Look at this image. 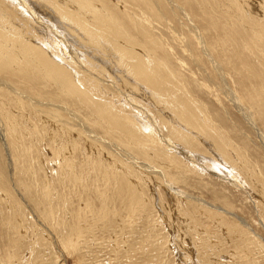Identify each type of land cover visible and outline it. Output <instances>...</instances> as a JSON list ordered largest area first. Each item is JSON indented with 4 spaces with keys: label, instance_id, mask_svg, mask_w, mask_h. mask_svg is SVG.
I'll use <instances>...</instances> for the list:
<instances>
[{
    "label": "bare ground",
    "instance_id": "obj_1",
    "mask_svg": "<svg viewBox=\"0 0 264 264\" xmlns=\"http://www.w3.org/2000/svg\"><path fill=\"white\" fill-rule=\"evenodd\" d=\"M1 1L0 112L3 116L7 115L5 123H9L7 124L8 131L6 132L16 133L18 127L22 125L19 122L12 124L11 121L13 119L8 115V112H11L9 109L12 107L10 103L14 101L15 106L21 110V113L27 107L41 108L37 112L42 115V118L46 122H53V126H57L55 133L51 136V140L53 144L61 142L59 146L55 147L61 152L67 150L71 155L79 152L78 143L76 141L70 142V139L75 135L77 138L86 136L90 140L88 141L91 143L90 147L98 149V154L107 151L111 155L112 153L117 154L119 151V154H125L130 158L126 159V165L118 161L123 155H119V159H115L111 155L112 159L108 161L103 158H87L80 160L78 163H71L65 157L60 160L61 163L68 164L67 168H62L66 169L67 175L71 177V183L78 182L80 185L87 178L92 179L94 186L102 181L105 183L104 188L102 183L101 191L97 189L98 187H94L96 194L90 192L92 188H86L84 193L79 194V200L91 202L93 200L91 195L98 196V198H95V201L98 204L100 203L98 210L101 213L108 214L115 211V208L119 206V218L121 219V215L123 214L127 215V218L121 219V223L118 224V220L115 223L116 218L112 217L110 219L107 216L108 219L103 224L104 229H101L114 231L115 225V229L121 226L120 233H124V231L128 232L127 225L129 223L132 225L138 223V219L135 217L139 212H144L146 214L144 220L149 221L152 205L147 202L143 192H141L142 190L140 191V188L135 187L131 180L129 181L131 173L126 172V169H130L128 164L129 166L131 165V168L132 166H136V163L147 166L154 163L155 159H162L172 163L173 167H178L184 173L194 172L198 174L201 170L206 169V165L203 167L202 165L209 160L206 155L200 153V151L206 150L205 144L202 143L203 140H200L204 137L205 141L209 142V145L206 143V147L211 148L212 151L210 150V152L220 158L224 163L222 166L225 167L224 172H222L219 169L221 165L219 164L217 169L215 168L217 161H213V165H215L213 168L208 167V170L212 168L231 175L226 169L227 165L233 164V161L229 162V158L231 157L228 151H226L227 148L225 149L228 140H226L227 142L224 141L226 137H223V134H218L217 128H213L214 123L210 122V116L206 117L203 112L206 109L202 110L198 101H190L187 97V95L190 96L189 92L184 89L177 78L172 74L173 79L167 75L169 68L166 63L168 60L165 57V50L158 46L157 43H154L155 36L153 33L151 34L150 30L154 28L156 21L167 19L160 5V2H162L164 8L168 7L176 16L179 13V15L187 20L188 24L190 23L189 25L192 28L188 32L192 31L197 36L202 52L212 62L211 66L218 70L217 72L222 73L224 68L225 70H258L259 68L264 70V0ZM11 7L16 11L14 15H11L9 12ZM186 9L189 10L187 11ZM194 21L203 24L202 33ZM31 26L34 27L31 28ZM243 52L245 53L244 56ZM53 54L59 55L56 58ZM216 56L223 64L219 63L215 58ZM105 57L109 59L110 63L106 61ZM73 70H78V72L75 74ZM114 70H120L121 75L119 76L120 73L116 71L119 74H114ZM76 77H80L79 83ZM221 77L224 78L222 75ZM221 77L219 80H224ZM262 79L264 80V78ZM79 84L82 86H79ZM225 85H227L226 82ZM128 87L135 92H143L148 98L151 96L154 100L153 103L158 102L159 105L161 104L160 108L162 106L163 109L170 112L171 118L169 117L170 119H168V116L165 115L160 119H156L149 114L148 117H151L152 122L144 119L148 117H143V115H146V113L148 115L149 111L139 108L140 104L138 105L129 96L131 90L129 92L126 91L129 90ZM260 87L262 88L261 92L264 94V81L261 82ZM87 89L94 94V97L90 95ZM226 90H229L228 87H226ZM243 90L246 91L245 88ZM255 92L258 93L257 91ZM246 95L248 96V101L250 100L251 103L255 102L254 104L249 102V105H254L258 109V117L264 119L262 103L256 99L255 95L248 93V91H246ZM140 97L141 95L139 99ZM233 98L237 103V107L241 108L245 120L255 125L252 113L249 114L248 110L247 112L244 107L242 108L241 102L235 95ZM5 100L9 101V108L4 107L6 106L4 105ZM144 101H148L149 104V99H144ZM127 106H129L128 109ZM74 107L79 109H75ZM160 108L157 109L160 110ZM81 112L86 113L90 117L82 116ZM129 113H132V115ZM70 121L75 122V125ZM34 127H38V125H34ZM255 129L258 133L261 132L259 131L261 129L256 128V125ZM2 131L4 133L3 129ZM195 132L202 135V137L195 136ZM3 133L1 136L2 140L6 137ZM228 144L230 145L231 143L228 142ZM46 145L51 147L50 144ZM16 150L18 157L24 158L26 155V165H28V153L30 151L24 149V147L17 148ZM175 152H177V155L179 153L185 159V162L176 154H173ZM198 162H201L202 165ZM76 163L78 165L77 170H75ZM155 163L157 164V162ZM117 168H121L122 176H119V173H117ZM96 170L102 174L101 181L97 179L98 176L94 175ZM183 172H181L182 175H184ZM161 173L160 175L162 176ZM18 175L23 174L18 171ZM240 177L242 178V176ZM62 178L60 175L59 180H62ZM172 178L175 179L174 177ZM219 178L226 179L227 182L238 188L240 186L239 183L230 181V178L224 176H220ZM46 179L44 189L40 188L38 196L31 194L29 188L23 187L31 195L33 201L36 202L35 204L39 208H42L41 211L47 205L53 207L50 214L45 211L46 217L53 219V211H67L68 204L70 203L62 204L61 209L54 207L53 199L57 195L53 194V190L50 189L52 181L48 177ZM173 179L172 181H174ZM1 180L2 178L0 177ZM59 180L58 182H60ZM41 183L43 184V182ZM19 184L22 186L21 182ZM167 186L172 189L171 182ZM0 187L4 189L6 185L0 183ZM68 187L70 191H73L71 184ZM13 189L16 190L14 187ZM45 190L46 192H44ZM110 190H113V195L109 193ZM9 192L7 191L6 193L10 199L6 198V196L3 198V194L0 195V227L3 230L7 231L10 229L19 234L20 232L22 233L23 215L20 214L21 209L18 207L22 205L14 196L12 202ZM44 193L50 196L49 200L45 202L41 199V195ZM114 195L118 205L112 204L111 198ZM180 196H182L181 198L184 197L188 202H193L192 204L196 210L203 208L208 213L218 211L219 213L230 215L228 211L208 203H203L190 196L183 194ZM5 208L6 210L8 209V212H5ZM39 208L37 209L39 210ZM83 209H77L76 207V209L71 211L70 219H77L78 225L70 226L67 220L61 222L63 225L54 223L59 228L60 226L63 227L60 234L67 237H77L78 239L84 236L83 233L87 234L90 229L94 228L93 226L96 225L94 223H92L93 225L87 223V226L82 223L83 214L81 216L79 212L82 213ZM187 215L190 216V213ZM237 220L241 225L243 224L246 227L245 222H242L241 219ZM24 222L26 223V221ZM217 222L216 220V224ZM80 223L86 227H80ZM219 224L221 225V223ZM230 228L232 227L229 226ZM123 233L121 234L122 236ZM69 243L77 244L72 239H69ZM200 243L203 242L200 241ZM73 248L75 247L73 246ZM200 256L202 255L200 254ZM224 264H226L225 261Z\"/></svg>",
    "mask_w": 264,
    "mask_h": 264
},
{
    "label": "rangeland",
    "instance_id": "obj_2",
    "mask_svg": "<svg viewBox=\"0 0 264 264\" xmlns=\"http://www.w3.org/2000/svg\"><path fill=\"white\" fill-rule=\"evenodd\" d=\"M160 5L167 19L156 21L154 23V28H152L150 32L155 36L154 43H157L158 46L165 50V57H167L168 60L166 63L169 68L168 72L166 71L167 75L172 79L173 77L171 74L177 78L184 89L189 92L190 96L187 95V93L186 95L190 101H198L202 110L206 109V111L203 110V112L206 117L210 116V122L214 123L213 128H217L218 134H223V137H226L224 141L228 140V142L231 143L229 145L226 141L227 147H225L231 157L229 158V162L233 161V164L231 163V165L226 166L227 171H229L231 175H227V172L222 173L225 170V167L222 166L224 163L220 158L210 152L211 148L209 149L206 147L209 142L205 141L202 135L195 132V136L199 138L202 137L200 140H203L202 143L205 144L204 147L206 148V150H202L200 153L206 155L210 160V162L208 160L205 162L206 164L203 163V165L201 162H198L202 167L206 165V169L201 170L199 172L201 174L198 173L199 175L194 172H189L187 174L178 167H173L172 163L162 159H155L157 164L154 162L147 165L152 168L139 165L140 163H136V166H132L131 168V165L129 166L128 164L130 169H126V172L131 173V175H129V181L131 180L135 187L140 188V191L142 190L141 192H143L147 202L152 205L149 221L144 220L146 215L144 212H139L135 217L138 219V223L134 225L129 223L127 225L128 232H122L123 236L121 235L122 233L119 232L121 226L115 229L114 225V231L103 230V224L109 217L110 219L112 217L114 219L116 218L115 223L118 220V224L121 223V219L127 218V215L123 214L124 216L121 215V219L119 218V206L113 211L115 215L113 212L108 214L101 213V211L98 210L100 208V203L98 204V202L95 201V198H98V196L95 197L91 195L93 199L91 202L79 200V194L84 193L86 188H92L90 192L96 194L94 187H98L97 189L101 191L102 183L103 188L105 187V183L102 181L94 186L91 178H87V180L84 179L86 181H82L80 185L78 182L71 183V177L67 175L66 169L62 168H67L68 164L61 163L60 160L65 157L67 160L71 161V163H78L80 160L87 158H103L108 161L112 159L111 155L115 159H119V155H123L118 161L126 165V159L128 160L130 158L125 154H119V151H115L118 155L116 153L109 155L107 151L98 154V149L90 147L91 143L88 142L90 140L87 139L86 136L77 138L75 135L70 139V142L76 141L78 143L79 152L75 155H71L67 150L61 152L58 148H55L59 146L61 142L53 144L51 140V136L55 133L57 126H53V122H46L42 118V115L37 112L41 110V108H32L26 105V110H23V113H21V110L15 106L13 101L10 103L12 107L9 109L11 112H8V115L13 119L11 121L12 124L19 122L22 125L18 127L16 133L6 132L8 131L7 124L9 123H5L7 115L3 116L0 112V177L2 178L0 183L6 185L4 189L0 187V195L3 194V198L6 196V198L10 199L9 195L6 193L10 191L9 193L12 197L11 201L13 202L14 196L21 202L22 206L18 208L21 209L20 214L23 215V224L21 226L22 233L20 232L19 234H16L10 229L7 231L3 230L0 227V264H224V261L226 264H264V119L258 117V109L254 105H249L250 100L248 101V96L246 95V91L255 95L256 99L262 103V108H264V94L261 92L262 88L260 87L261 82L264 81L262 79L264 78V70L260 68L258 70H225L223 67L224 70L222 73L217 72L218 70L212 68V62L208 60L206 55L202 52L199 46L200 43L198 44L199 41L197 36L194 35L192 31L188 32L192 28L189 25L190 23L188 24L187 20L179 15V13L176 16L168 7L164 8L162 2H160ZM10 10L9 12L11 15L16 13L12 7ZM186 10L188 11L189 9ZM195 24L202 33L201 29L203 24L198 21L195 22ZM32 27L34 26H31V28ZM201 37L203 38L202 35ZM53 55L56 57L59 54ZM244 55L245 53L243 52V56ZM215 58L221 63L217 56ZM105 59L110 63L107 57H105ZM73 71L75 74L78 72V70ZM113 73L119 74V76L121 75L120 70H114ZM221 75L224 76V78L221 77ZM220 77L224 80H219ZM79 79L80 77H76L78 83ZM225 82L228 86L225 85ZM177 85L179 84L177 83ZM79 86L82 85L79 84ZM226 87H228V91ZM128 88L129 90H125L128 92L131 90L129 96H131L138 105L140 104L139 108L149 111L148 115L146 113L143 117H148L149 114H151L150 116L156 119H160L165 115L168 116V119L171 118L172 115L170 116V112L163 109L162 106L160 108L161 104L159 105L158 102L153 103L154 100L151 96L148 98L143 92H135L130 89V87ZM244 88L246 91L243 90ZM87 91L94 97L93 93L88 89ZM139 94L141 95L140 99ZM234 95L241 102L242 108L244 107L246 111L248 110L249 114L252 113V119L255 122L256 128L261 129L259 131L263 134L261 132L258 133L252 122L250 123L245 120L241 108L237 107V103L233 98ZM146 96L149 99V104L148 101H144V99L148 100L145 98ZM142 98L144 99L142 100ZM96 100L98 99L96 98ZM123 101L125 100L123 99ZM6 102H4V105H6L4 107L9 108V101ZM254 103L255 102L251 104ZM74 108L79 109L77 107ZM128 108L129 106H127V109ZM157 108H160L161 112H159L160 110ZM162 110H165L166 113L165 111L163 113ZM129 114L132 115V113ZM81 115L90 117L84 112H81ZM148 118L144 119L150 122L151 117ZM70 122L75 125V122ZM34 125H38V127H34ZM2 133L6 135L4 140L1 139ZM46 144H50L53 148L48 147ZM23 147L30 151V153H28V165H26V155L24 158L17 156L16 149ZM176 153L177 152L173 154ZM177 156L180 157L182 161L185 160L179 153ZM213 161H217L215 168L218 169L217 166L219 164L221 165L219 169H221L222 172L212 169L215 165H213ZM77 163L75 165V170L78 169ZM244 163L245 165H243ZM208 167L212 168L208 170ZM40 169H42L41 172ZM117 169L119 176H122L121 168ZM122 169H124V167H122ZM18 171L23 175H18ZM180 171L183 172L184 175H182ZM60 175L61 178L63 177L62 180H59ZM94 175L98 176L99 178L97 177V179L101 181L102 174L99 171L96 170ZM217 176L230 178V181L237 182L240 186L238 188L230 182H227L226 179L223 180ZM240 176H242V178ZM46 177L52 181L50 185V189L53 190H51L52 193L57 195V197L53 199V206L61 209L62 204L70 203L68 204L67 211H53V219H48L45 214V211L50 214L53 207L47 205L45 206L46 208L43 207L41 211L42 208H39L35 204L36 202L33 201V198L25 189V187L29 188L31 194H36L38 196L40 188L42 187V190L44 189V183H46L45 181L47 180ZM172 179L174 181H172ZM16 180L18 181L17 184ZM58 180L60 182H58ZM19 182L22 183V186ZM41 182H43V184ZM170 182L172 183V189L167 186ZM35 183H37L36 186H34ZM69 184L73 186L71 187L73 191L69 190ZM64 186H66V188H64ZM13 187L16 190H14ZM35 187L36 189H34ZM44 192H46V190ZM70 192L72 193L69 194ZM109 193L111 195L114 194L113 190H110ZM181 194L221 208L228 211L230 215L222 214L218 211L208 213L203 208H200V211L196 210L195 206L192 204L193 202H188L184 197L181 198ZM49 197L50 196L45 195V193L41 195L43 202L48 201ZM111 201L112 204L118 205L115 195L111 198ZM81 205L84 206L82 207ZM76 207L81 210L85 208L82 213L79 212L80 215L83 214V216L81 215L82 223L85 225L87 223L91 225H93L92 223L96 224L93 226L94 228H92V230L94 229L93 231L90 229L87 234L83 233L84 236L82 235L83 237H79L78 239L77 237H67L60 234L63 227L60 226L59 228L54 224L58 223L63 225L61 222L67 220L70 226L78 225L77 219H70L71 211L76 209ZM37 208H39V210ZM5 212H8V209L6 210L5 208ZM188 213H190V216L187 215ZM97 216L100 221H98L99 219ZM237 219H241L242 222H245L246 227L243 226V224L241 225ZM216 220L218 221V225L216 224ZM24 221H26V223ZM219 223H221V225ZM84 224L81 225L80 223L79 225L85 228L88 224L86 226ZM229 226L232 228L229 229ZM69 239L75 240L77 244H68ZM200 241L203 243H200ZM15 243H17L16 246ZM212 244L213 246H211ZM72 245L76 249L73 248ZM200 254L202 256H200ZM207 260H209L210 263Z\"/></svg>",
    "mask_w": 264,
    "mask_h": 264
}]
</instances>
